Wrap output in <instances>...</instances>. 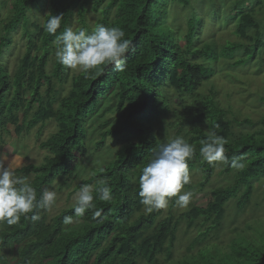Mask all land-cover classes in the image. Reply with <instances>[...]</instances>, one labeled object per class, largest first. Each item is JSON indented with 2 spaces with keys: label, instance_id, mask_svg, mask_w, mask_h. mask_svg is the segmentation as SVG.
<instances>
[{
  "label": "trees",
  "instance_id": "1",
  "mask_svg": "<svg viewBox=\"0 0 264 264\" xmlns=\"http://www.w3.org/2000/svg\"><path fill=\"white\" fill-rule=\"evenodd\" d=\"M4 1L9 5L6 18L0 19V56L10 44V35L20 26L25 44L13 74L0 62V133H7L9 125L15 126L17 134H27L38 123L53 120L56 124L55 132L38 143L47 155L38 164L15 169L16 175L27 179L38 198L57 178L69 177L75 162L85 155L82 133L86 120L111 93L115 98L114 126L101 131L93 148L103 146L107 137L120 147L113 159L102 169L93 170L78 186L90 184L95 188L107 180L112 199L94 200L97 208L104 209L101 218L93 219L91 211L83 218L75 217L70 206L49 220L45 210H41L38 221L22 217L15 225L0 224V264H138L139 260L160 264L161 255L165 262L161 264H264V224L257 226L253 238L232 239L226 251L198 250L172 261L181 221L188 228L205 226L188 245L187 251L191 252L202 245L207 233L222 225L229 200H235L238 211L243 210L252 195L253 183L264 178V115L251 132L235 134L232 122L250 127L254 122L229 120L225 110L214 101L213 93L178 109L170 108L165 94V89L171 88L192 95L212 75L205 62L230 58L240 45H223L217 52L208 46L193 48L198 22L193 16L187 21L183 37L176 39L163 22L166 6L175 2L186 7L189 0H108L103 5V0H46V14L42 24L34 26L33 34L27 29V11L40 0H0V7ZM74 10L82 28L84 14L99 12L97 24L121 28L131 45L122 57L123 72H117L113 66H105L102 74L93 72L87 77L79 72L71 77L67 93L58 98L56 83L64 67L56 61L53 41L68 27ZM61 14V27L55 35H49L43 24L49 16ZM259 28L251 11L238 12L235 34L252 43L244 47L245 59L234 61L233 65L253 58L262 44ZM197 59L202 62H195ZM28 112L30 117L25 121ZM168 116L167 125L174 135L184 137L196 149L188 167L189 172L194 168L200 170V188L213 175L214 166L203 162L199 155L201 141L208 139L210 131L228 141L225 149L229 162L235 156L244 167L235 169L221 164V174L235 173L231 184L210 190L209 201L203 207L191 206L177 217L160 218L163 209L150 214L142 212L144 206L137 195L138 177L154 157L157 146L169 141H164L157 131ZM66 215L73 216L72 224L63 223Z\"/></svg>",
  "mask_w": 264,
  "mask_h": 264
},
{
  "label": "rangeland",
  "instance_id": "2",
  "mask_svg": "<svg viewBox=\"0 0 264 264\" xmlns=\"http://www.w3.org/2000/svg\"><path fill=\"white\" fill-rule=\"evenodd\" d=\"M108 0H103L105 4ZM5 2V1H4ZM9 2H5L0 7V19L7 16ZM234 5L240 8L235 9ZM249 10L255 21L259 24L262 44L259 46L251 60H247L242 65H233L232 62L245 59L244 47L250 45L247 39H241L235 34L238 12ZM46 14V0H40L38 4L27 11V29L33 34L34 26L41 25ZM234 15V17H233ZM197 19V27L192 40V47L196 49L208 46L214 48L215 52L227 44L240 45L230 58L218 57L213 63L205 62L212 69L211 77L202 82L192 95L176 92L171 88L165 89L166 98L169 100L171 109H178L182 104L193 103L203 96L213 93L214 101L225 110L229 120L249 119L254 122L253 127L247 125H236L232 122L235 134L251 132L257 128L255 124L264 115V0H189V5L181 6L175 2H169L166 6V15L163 19L165 25L170 27L176 39L182 38L186 32L187 21L191 17ZM99 12H87L84 14L85 29L93 31L97 25ZM68 27L77 30L82 28L78 22L77 10H74L70 18ZM67 27V28H68ZM249 35H253L250 30ZM25 37L22 26L18 27L10 35V44L3 50L0 62L5 65L10 75L17 67L18 60L24 52ZM195 62H202L201 59ZM51 70V63L47 67ZM79 73L76 70L64 69L60 81L56 83V96H64L70 85L71 77ZM115 98L113 93L103 98L97 109L85 124L83 129V143L85 155L75 162V166L69 177H59L46 189L57 193V199L53 207L45 210V216L49 220L57 212L70 207L74 202V197L79 191V184L92 174L93 170L102 169L111 159L114 158L120 144L112 138H105L103 146L94 149V143L99 140L102 130L113 127L115 114ZM19 123L22 120L21 111L17 113ZM30 112L26 115L27 121ZM170 117L164 119L157 130L164 141L175 138L174 130L167 125ZM56 130V124L49 120L30 130L17 134L15 126H7V133H0V158L6 167L9 163L14 169H19L26 164H38L47 155L43 149H39L38 143L45 140ZM222 165L214 166L213 175L206 185L199 187L201 172L198 168L190 171L191 182L184 186L182 191H192L193 198L189 206L185 209L174 206V199L170 201L169 207L163 209L160 218L166 216L177 217L190 209L191 206L203 207L209 201V192L213 188L231 184L234 172L221 174ZM142 212L145 213L144 208ZM264 224V178H259L253 183V191L247 206L238 211L235 200L231 199L225 205L224 220L216 231L207 233L202 245L197 246L191 252L187 251L191 241L204 231L205 226L186 227L181 221L175 234L174 246L172 250V261H179L188 254H195L198 250H208L213 252L214 248L226 251L229 242L236 238H253L254 230L258 225ZM158 263L164 262V255L158 258ZM138 264H146L139 260Z\"/></svg>",
  "mask_w": 264,
  "mask_h": 264
},
{
  "label": "clouds",
  "instance_id": "3",
  "mask_svg": "<svg viewBox=\"0 0 264 264\" xmlns=\"http://www.w3.org/2000/svg\"><path fill=\"white\" fill-rule=\"evenodd\" d=\"M62 18V14L49 16L43 24L44 30L55 35ZM124 37V31L115 26L97 24L91 32L85 28L73 30L68 27L55 35V58L61 66L79 71L85 77L93 72L102 74L105 66H113L117 72H123L125 64L122 57L131 45V41ZM227 143L224 137L210 131L208 139L202 140L199 148L202 161L211 166L229 164L232 168L242 169L244 164L238 157L234 156L229 162L225 149ZM195 153V147L182 136L157 146L154 157L141 169L138 177L137 195L146 213L168 208L173 198L174 206L181 209L189 206L194 194L182 189L191 182L188 161ZM3 159L6 157L0 158V224L15 225L22 217L38 221L41 210L53 207L57 193L45 189L38 198L36 189L26 178L18 177L10 163L5 167ZM97 198L102 202L112 199V189L107 180L95 188L90 184L80 186L71 204L74 216L83 218L86 212L91 211L93 219L101 218L104 209L96 207L94 200ZM73 222V216H64V224Z\"/></svg>",
  "mask_w": 264,
  "mask_h": 264
}]
</instances>
